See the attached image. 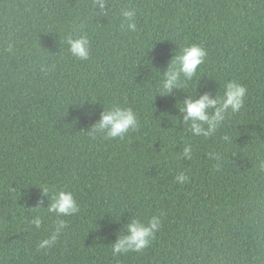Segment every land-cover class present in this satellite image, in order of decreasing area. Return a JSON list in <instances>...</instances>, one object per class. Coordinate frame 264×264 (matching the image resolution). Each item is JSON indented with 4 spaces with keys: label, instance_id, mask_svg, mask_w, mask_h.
<instances>
[{
    "label": "trees",
    "instance_id": "16d2710c",
    "mask_svg": "<svg viewBox=\"0 0 264 264\" xmlns=\"http://www.w3.org/2000/svg\"><path fill=\"white\" fill-rule=\"evenodd\" d=\"M81 35L84 61L66 42ZM193 44L205 62L163 94L171 61ZM230 80L247 88L243 108L214 135L193 133L183 102L223 96ZM114 106L131 108L138 129L90 135ZM262 160L264 0H0V264H264ZM60 190L79 213L47 212ZM157 215L147 248L113 255L128 224ZM57 220L67 227L40 249Z\"/></svg>",
    "mask_w": 264,
    "mask_h": 264
},
{
    "label": "clouds",
    "instance_id": "9594fccd",
    "mask_svg": "<svg viewBox=\"0 0 264 264\" xmlns=\"http://www.w3.org/2000/svg\"><path fill=\"white\" fill-rule=\"evenodd\" d=\"M96 4L103 9L106 5V0H96ZM121 15L127 27L132 31H136L135 9H125ZM66 42L73 57L81 61L89 59L91 48L90 41L86 35H81L78 38L70 36ZM206 57L207 51L199 45L193 44L185 47L181 54L173 58L169 71L164 73L162 93L170 94L173 89L180 87L181 75L185 81L193 80L197 75L199 66L205 62ZM224 88L223 96L217 95L214 98L211 94L205 93L199 99L190 97L183 102L181 111L186 113L184 121L186 123L191 121L190 127L193 133L202 135L203 137H210L215 134L225 121L226 114L237 113L243 108L247 88L235 80L228 81ZM138 127L139 120L137 114L131 108L114 106L101 114V119L92 126L89 134L93 137L102 134L107 139L119 138L123 140L129 132L137 130ZM228 139L229 137H224L225 141ZM181 158L186 160L192 158L191 145L184 147ZM260 168L264 169V160L260 163ZM186 179L187 177L184 174L176 177V180L181 184ZM41 187L43 188L44 195L50 193L51 190L47 186ZM79 211L80 207L73 192L68 190L52 192V202L47 209L48 213H55L57 217H64L72 216L79 213ZM31 223L36 229H39L42 227L44 220L38 214L36 215V219L32 220ZM66 227V221L57 220L50 238L42 240L38 247L40 249L51 248L56 243L59 234ZM160 227L161 218L158 215L153 216L147 224L141 222L139 219L133 220L127 225L128 234L112 244L113 255L119 256L128 252H142L155 239V235Z\"/></svg>",
    "mask_w": 264,
    "mask_h": 264
}]
</instances>
